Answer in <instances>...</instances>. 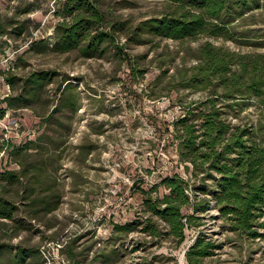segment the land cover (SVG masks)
I'll use <instances>...</instances> for the list:
<instances>
[{
  "label": "rangeland",
  "instance_id": "374dc122",
  "mask_svg": "<svg viewBox=\"0 0 264 264\" xmlns=\"http://www.w3.org/2000/svg\"><path fill=\"white\" fill-rule=\"evenodd\" d=\"M65 1L0 0V172L19 168L9 155L11 141L25 143L51 127L60 139L56 162H51L60 166L58 175L65 195L60 208L51 214L0 218V244L39 248L41 257H31L26 264H102L95 260L98 253L123 242L116 264H136L149 251L168 253L171 249L168 241L155 250H134L142 234L114 232L116 223H126L141 213L144 196L140 187L150 188L173 173H180L193 185L200 183L180 160L172 129L177 117L207 92L183 86V75L191 73L198 63L195 53L207 41L245 53L264 52V11L247 14L229 39L151 36L136 42L133 36L122 34V54L111 47L104 56L86 57L79 50L59 53L32 43L54 40ZM103 3L105 9L127 21L132 32L140 21L160 16L166 7L163 0ZM36 73L52 75L37 88L36 97L27 106L16 100L10 107L5 98L35 87L28 79ZM66 78L76 86L78 107L62 105L52 122H46L53 109L64 102L58 87ZM257 109L251 105L243 116L256 118ZM199 194L202 199L210 197ZM185 211L192 212V208ZM201 215L204 224L187 230L186 242L174 250L180 264H187L185 249L199 229L225 244L209 260L211 264H264V239L223 232L213 199L209 211ZM15 252L5 250V261L12 262ZM164 261L156 263H174Z\"/></svg>",
  "mask_w": 264,
  "mask_h": 264
},
{
  "label": "trees",
  "instance_id": "16d2710c",
  "mask_svg": "<svg viewBox=\"0 0 264 264\" xmlns=\"http://www.w3.org/2000/svg\"><path fill=\"white\" fill-rule=\"evenodd\" d=\"M163 1L166 7L162 14L140 21L132 32L127 21L105 9L103 0H66L59 11L62 20L56 24L54 40L32 43L39 44L42 50L59 53L79 50L86 57L104 56L112 47L120 55L122 34L133 36L136 42L151 36L177 40L203 36L229 39L247 14L264 11V0ZM1 21L0 12V28ZM195 57L198 63L190 74L183 75L181 82L187 88L206 91L207 96L193 102L177 117L172 134L180 160L197 178L195 182L200 179V183L193 185L180 173H173L150 188L140 187L144 196L141 213L131 221L116 223L114 232L142 234L134 250H155L168 241L171 249L168 253L149 251L136 264H157L164 260L180 264L174 250L186 242L187 230L204 224L201 214L209 211L211 199L219 210L223 232L264 239V52L245 53L207 41L197 49ZM51 75L33 74L28 82L35 87L24 89L17 97L8 96L5 101L10 107L15 106L16 100L27 106L36 97L37 88L50 80ZM69 80L63 81L67 82L64 87L63 82L59 85L64 102L53 109L46 122H52L62 105L77 109L79 94ZM251 105L258 108L256 118L243 116ZM5 112L6 109L2 110V116ZM56 134V130L47 127L35 139L10 142L9 155L19 168L0 172L1 219L14 220L18 215L39 218L55 212L64 202L58 175L60 166L55 164L60 147ZM81 149L86 154L87 147ZM53 159L55 162H51ZM199 193L210 197L202 199ZM187 207L192 212H186ZM224 245L199 229L185 249L186 263L211 264L209 260ZM11 246L0 244V264H26L29 258L39 259L42 255L37 247ZM124 246L122 242L119 247H105L95 260L116 264ZM5 250L16 251L10 263L4 259Z\"/></svg>",
  "mask_w": 264,
  "mask_h": 264
}]
</instances>
